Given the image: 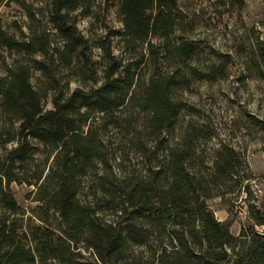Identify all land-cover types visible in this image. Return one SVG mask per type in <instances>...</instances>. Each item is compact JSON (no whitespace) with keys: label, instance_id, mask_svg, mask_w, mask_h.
<instances>
[{"label":"trees","instance_id":"obj_1","mask_svg":"<svg viewBox=\"0 0 264 264\" xmlns=\"http://www.w3.org/2000/svg\"><path fill=\"white\" fill-rule=\"evenodd\" d=\"M4 2L28 22L15 34L0 19V264H264V234L234 235L209 204L238 192L220 188L245 160L223 145L196 168L206 125L172 138L176 93L197 78L164 68L199 51L180 0ZM111 9L122 27L102 18ZM254 49L264 75V40ZM218 59L198 79L227 77L232 56ZM16 184L33 189L28 208Z\"/></svg>","mask_w":264,"mask_h":264},{"label":"rangeland","instance_id":"obj_2","mask_svg":"<svg viewBox=\"0 0 264 264\" xmlns=\"http://www.w3.org/2000/svg\"><path fill=\"white\" fill-rule=\"evenodd\" d=\"M244 1L241 9V2L238 7L225 8L217 3L218 0H180L184 21L190 26L188 37L198 44L199 51L188 62L176 60L164 68L167 71L176 69L181 77L197 78L191 87L176 93L184 108L172 137L178 142L183 130L191 124L207 126L213 139L209 142L202 140L201 158H197L195 167L211 168L217 150L223 145L234 148L245 160L236 168L235 180L220 188L228 190L236 186L238 192L209 200L218 219L228 223L236 236L243 231L264 234V226L255 218H264V75L252 62L254 48L259 40H264V0ZM102 18H107L116 28L122 27L113 9L110 14L102 13ZM0 19L12 33L19 34L20 28L27 31L26 12L15 2L0 3ZM89 25L88 18L80 20L79 26L84 33H88ZM220 54L232 56L229 75L216 83L198 79L197 74L208 71L209 64L218 62ZM248 64L252 68L248 69ZM45 107L53 108L50 100H46ZM145 120L143 113L139 121L144 123ZM134 164L143 167L139 159L129 165ZM247 175L251 179L245 180L240 189L239 181L241 177L246 179ZM13 189L20 204L28 208L31 205L29 194L33 189L17 184Z\"/></svg>","mask_w":264,"mask_h":264}]
</instances>
